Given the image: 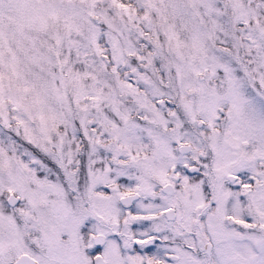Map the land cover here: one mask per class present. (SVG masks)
Masks as SVG:
<instances>
[{"label":"snow or ice","instance_id":"snow-or-ice-1","mask_svg":"<svg viewBox=\"0 0 264 264\" xmlns=\"http://www.w3.org/2000/svg\"><path fill=\"white\" fill-rule=\"evenodd\" d=\"M0 264H264V0H0Z\"/></svg>","mask_w":264,"mask_h":264}]
</instances>
